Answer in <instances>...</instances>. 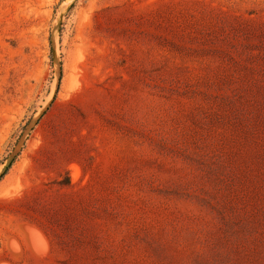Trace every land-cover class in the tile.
Masks as SVG:
<instances>
[{
	"label": "rangeland",
	"instance_id": "1",
	"mask_svg": "<svg viewBox=\"0 0 264 264\" xmlns=\"http://www.w3.org/2000/svg\"><path fill=\"white\" fill-rule=\"evenodd\" d=\"M12 160L0 264H264V0H0Z\"/></svg>",
	"mask_w": 264,
	"mask_h": 264
},
{
	"label": "trees",
	"instance_id": "2",
	"mask_svg": "<svg viewBox=\"0 0 264 264\" xmlns=\"http://www.w3.org/2000/svg\"><path fill=\"white\" fill-rule=\"evenodd\" d=\"M61 79V77H60ZM13 164V160L10 162L9 166L6 168V170L0 175V180L2 179V177L8 172L9 168L11 167V165ZM33 223H35L37 226H39L43 231H45L44 227L42 225H40L39 223L35 222V221H31ZM46 232V231H45Z\"/></svg>",
	"mask_w": 264,
	"mask_h": 264
},
{
	"label": "water",
	"instance_id": "3",
	"mask_svg": "<svg viewBox=\"0 0 264 264\" xmlns=\"http://www.w3.org/2000/svg\"><path fill=\"white\" fill-rule=\"evenodd\" d=\"M9 164H10V162H9ZM9 164H8V166H9ZM8 166H7V167H8ZM7 167H6V168H7ZM6 168H5V170H6ZM5 170H4V171H5ZM4 171H3V172H4Z\"/></svg>",
	"mask_w": 264,
	"mask_h": 264
}]
</instances>
